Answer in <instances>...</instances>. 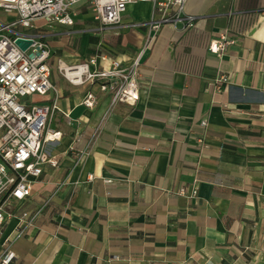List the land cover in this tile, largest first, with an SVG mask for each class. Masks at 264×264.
I'll list each match as a JSON object with an SVG mask.
<instances>
[{"label": "crops", "instance_id": "0c3cea01", "mask_svg": "<svg viewBox=\"0 0 264 264\" xmlns=\"http://www.w3.org/2000/svg\"><path fill=\"white\" fill-rule=\"evenodd\" d=\"M150 11L132 4L119 25L102 27L79 3L73 25L43 22L53 90L37 99H56L58 165L43 168L2 226L0 255L14 253L16 264H264V0H188L193 27L164 25L146 46L134 105H111L97 81L62 75L58 61L129 66L148 33L131 24ZM13 19L0 11V22ZM220 34L234 43L212 54ZM220 75L229 82L216 91ZM89 93L92 107L82 104ZM35 210L14 239L21 213Z\"/></svg>", "mask_w": 264, "mask_h": 264}, {"label": "built area", "instance_id": "2783aa9c", "mask_svg": "<svg viewBox=\"0 0 264 264\" xmlns=\"http://www.w3.org/2000/svg\"><path fill=\"white\" fill-rule=\"evenodd\" d=\"M187 1L0 0V10L14 15L12 21L0 22V230L18 210L19 203L29 197L32 183L43 168L58 165L57 156L52 154L50 147L62 140V133L49 125L51 114L57 109L56 99L52 105L35 103L37 98L53 90L50 47L42 35L30 31L35 28V23L42 21L49 25L71 26L74 22L73 6L84 3L90 8L95 22L102 27H113L120 24L129 5L148 4L151 9L149 18L131 24L133 28L146 27L148 33L145 47L129 66H122L120 61L113 59L108 67H99L97 57L71 66L58 61L59 70L71 84H93L97 81L99 90L110 95L111 105H134L139 99V66L146 46L164 25H180L182 30L193 27L195 17L184 12ZM18 37L31 39V46L21 50L15 44ZM233 43L225 34H220L209 42L207 50L219 54ZM105 60L104 56L100 57V61ZM228 82L226 76L220 75L210 85L220 91ZM93 100V94L89 93L82 104L92 107ZM176 193L193 197L197 190L181 188ZM39 214L40 210L22 212L21 226L14 239L25 236ZM0 264H16L14 253L5 251L0 255Z\"/></svg>", "mask_w": 264, "mask_h": 264}, {"label": "water", "instance_id": "95a60500", "mask_svg": "<svg viewBox=\"0 0 264 264\" xmlns=\"http://www.w3.org/2000/svg\"><path fill=\"white\" fill-rule=\"evenodd\" d=\"M15 44L21 49V50H26L29 46H31L32 44V40L31 39H27V38H21L18 37L15 40ZM30 57H32V55H30Z\"/></svg>", "mask_w": 264, "mask_h": 264}, {"label": "rangeland", "instance_id": "374dc122", "mask_svg": "<svg viewBox=\"0 0 264 264\" xmlns=\"http://www.w3.org/2000/svg\"><path fill=\"white\" fill-rule=\"evenodd\" d=\"M1 11V10H0ZM45 26V25H44ZM43 26V22L42 21H38V22H36L35 23V28L34 29H32V30H30L32 33H41L42 32V28L44 27ZM15 29L16 30H20V28L19 27H15ZM39 35H42V34H39ZM37 100V102H35V103H40L41 104V102L38 100V99H36Z\"/></svg>", "mask_w": 264, "mask_h": 264}]
</instances>
